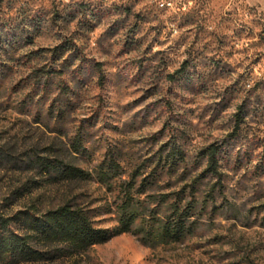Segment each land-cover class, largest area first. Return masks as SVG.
<instances>
[{
  "label": "rangeland",
  "instance_id": "1",
  "mask_svg": "<svg viewBox=\"0 0 264 264\" xmlns=\"http://www.w3.org/2000/svg\"><path fill=\"white\" fill-rule=\"evenodd\" d=\"M173 1L0 0L2 210L73 204L113 232L125 187L140 201L132 233L37 264H264V0ZM212 146L221 180L201 178ZM47 151L91 179L45 181L28 162ZM191 186L194 233L144 244Z\"/></svg>",
  "mask_w": 264,
  "mask_h": 264
},
{
  "label": "trees",
  "instance_id": "2",
  "mask_svg": "<svg viewBox=\"0 0 264 264\" xmlns=\"http://www.w3.org/2000/svg\"><path fill=\"white\" fill-rule=\"evenodd\" d=\"M181 71L177 74H181ZM81 149L82 143L79 136H76L70 144V151L77 154ZM218 153L219 150L215 146L208 149L207 166L201 178L210 175L221 180ZM53 155L55 156V153L48 151L36 154L29 159L28 165L45 181H52V184L85 182L91 179L87 171ZM176 161L175 157L169 160L173 165ZM118 166V163L110 161L108 171L99 172V180L102 182L110 180L112 175L109 173L116 172ZM150 184L152 183L147 179H143L139 186L142 189L137 194H145V187ZM194 188L195 186H191L189 192L182 189L159 198V203L166 207V214L162 217L155 215L151 222L147 220L143 222L139 233L144 244L149 246L177 244L194 233L196 226ZM132 189L133 186L129 184L123 191L124 200L120 208L119 226L113 232L97 228L90 213L73 204H65L45 212L32 207L12 214L0 207V264H37L55 261L60 257L82 254L97 245L107 243L113 237L132 233L133 226L141 215L137 210L140 201L134 198Z\"/></svg>",
  "mask_w": 264,
  "mask_h": 264
},
{
  "label": "built area",
  "instance_id": "3",
  "mask_svg": "<svg viewBox=\"0 0 264 264\" xmlns=\"http://www.w3.org/2000/svg\"><path fill=\"white\" fill-rule=\"evenodd\" d=\"M158 7L161 10L164 11H178L180 12L181 10H184V6L181 8L179 7L178 9H176V4L174 3L173 0H160V2L158 3Z\"/></svg>",
  "mask_w": 264,
  "mask_h": 264
}]
</instances>
